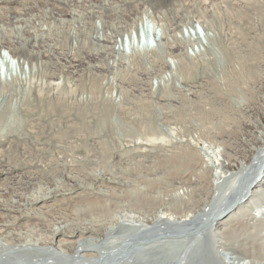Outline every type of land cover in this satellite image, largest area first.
<instances>
[{
	"label": "rangeland",
	"instance_id": "obj_1",
	"mask_svg": "<svg viewBox=\"0 0 264 264\" xmlns=\"http://www.w3.org/2000/svg\"><path fill=\"white\" fill-rule=\"evenodd\" d=\"M145 20L157 47L127 50ZM0 53L24 64L10 77L0 64V207L31 214L20 235L14 212L0 214L5 257L27 230L48 250L54 228L94 221L117 244L124 216L197 211L211 195L207 153L249 162L263 132L264 0H0ZM52 191L39 211L23 206ZM242 226L237 244L254 245Z\"/></svg>",
	"mask_w": 264,
	"mask_h": 264
},
{
	"label": "bare ground",
	"instance_id": "obj_2",
	"mask_svg": "<svg viewBox=\"0 0 264 264\" xmlns=\"http://www.w3.org/2000/svg\"><path fill=\"white\" fill-rule=\"evenodd\" d=\"M2 56L6 61L13 57L9 53H3ZM13 58L18 65H24L22 58L16 56ZM262 116L263 120L260 121L263 132L256 134L254 138L258 143L248 141L253 151L249 162L233 161L227 151L222 149L216 148L207 153L206 157L209 158L207 163L211 169L202 171L201 179L212 188L211 195L197 211L188 210L187 207L182 216L177 217L179 219L171 216V212V215L155 214L156 216L150 218L149 222V219L147 221L142 219L139 223H134L131 218L124 216L120 220L124 218V224L132 226L126 234L119 236L121 242L117 244L112 238H110L112 242L103 243L105 239L103 237L114 227L111 225L107 228L108 226L104 225L102 229V225L99 226V222L94 221L82 220L83 222L79 221L73 227L54 228L50 237L52 246L47 248L48 250L32 244L38 243L40 235L38 239H33L30 235L33 230H27V237H24L23 241L11 239L13 245L9 247L15 256L5 257L9 253L2 255L1 252L0 264H264V112ZM221 186L223 188L218 195ZM51 194L54 192L36 195L23 206L29 208L32 206L34 212L39 211L41 208L38 207L39 204H45L54 197ZM144 196L142 191L134 190L131 194L132 199L139 204L145 201ZM181 200L175 202V210L181 209ZM5 211H8V214L13 212L15 214L5 218L11 227L9 233L20 235L19 232L24 226L27 229L30 227L27 225L31 217L28 211L13 204L0 207V214H7ZM153 220L154 222H151ZM241 226L244 236L249 234L251 240L256 241L254 245L237 244L239 237L243 236L238 231ZM255 227L257 231L254 230ZM249 229L255 232H249ZM27 251L29 253H25ZM39 252H43L42 256L38 255ZM27 254H31V257L27 258Z\"/></svg>",
	"mask_w": 264,
	"mask_h": 264
},
{
	"label": "built area",
	"instance_id": "obj_3",
	"mask_svg": "<svg viewBox=\"0 0 264 264\" xmlns=\"http://www.w3.org/2000/svg\"><path fill=\"white\" fill-rule=\"evenodd\" d=\"M189 38V35H187ZM160 39V30L156 29L150 22L144 21L139 27V36L135 37V41L132 43L130 40L126 41V49H142V50H154L157 47V42ZM121 43V41H120ZM196 43L200 44V39L196 38ZM200 50L195 49V51L190 49V57H195L199 55ZM13 57L9 58L7 61H3L1 65L4 69V74L10 77L14 74L16 67L19 65L16 61H13Z\"/></svg>",
	"mask_w": 264,
	"mask_h": 264
}]
</instances>
